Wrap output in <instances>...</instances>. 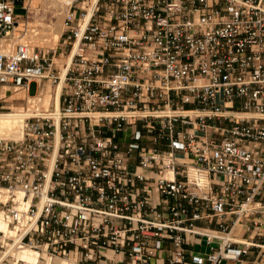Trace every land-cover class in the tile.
Segmentation results:
<instances>
[{"label": "built area", "instance_id": "built-area-1", "mask_svg": "<svg viewBox=\"0 0 264 264\" xmlns=\"http://www.w3.org/2000/svg\"><path fill=\"white\" fill-rule=\"evenodd\" d=\"M65 5L55 49L0 50V92L62 85L0 138V264H264V0Z\"/></svg>", "mask_w": 264, "mask_h": 264}, {"label": "bare ground", "instance_id": "bare-ground-1", "mask_svg": "<svg viewBox=\"0 0 264 264\" xmlns=\"http://www.w3.org/2000/svg\"><path fill=\"white\" fill-rule=\"evenodd\" d=\"M66 1L67 0H49L48 2L50 6L56 8V11L54 12L55 13L54 16L57 17L56 23L45 24L40 19L37 18L36 20L37 25L32 28L29 27L30 29L28 30L26 35L19 36V39L14 40L12 39V37L11 38L10 37L1 38L0 39V50H3V51L9 50L14 46V44L18 42L28 43L32 46L41 45L40 47H44L46 50H48L47 47L54 46L58 42V34H60V27H61V18L62 16L64 17L66 15V11H67V7L65 5ZM64 56H65V59L63 62L65 61L67 62L70 59V55H64ZM60 67L62 69V72H64L63 63L61 64ZM61 88H62L61 84L59 86H56L54 90L55 93H53V104L57 106L59 105V96H60ZM24 96H25V93H24ZM39 104H40V101H36L35 104L31 106L29 110H26V111L19 109V110H14L13 112L2 113L0 110V136L5 137V138L21 137L23 135L22 126H24L23 124L25 123L26 119L45 111V110H41V111L39 110V106H40ZM24 256L30 259H32L33 257L31 256L30 253H25Z\"/></svg>", "mask_w": 264, "mask_h": 264}, {"label": "rangeland", "instance_id": "rangeland-1", "mask_svg": "<svg viewBox=\"0 0 264 264\" xmlns=\"http://www.w3.org/2000/svg\"><path fill=\"white\" fill-rule=\"evenodd\" d=\"M34 1H32V0H26L25 7L23 9L21 8L20 3H18L17 6H16V13L27 12V13H30V15L32 16L30 19L25 20L24 22H23L24 17L23 18L21 17V19H20L21 20V24H20L19 28H22V31L21 32H17L18 34H24V33H26V31L28 30L29 27L32 28V27L36 26L37 25V22H36L37 18L40 19L45 24H54V23L57 22V17L54 16L55 15L54 12L56 11V8L50 6V4L48 3L49 0H47V1L46 0H43L44 2L42 0L41 1L34 0ZM31 13H33V14H31ZM64 18H65V16L64 17L62 16V18H61V27L62 28L60 27V34H62V32H63V30L65 28V26H64ZM60 34H58V41H59ZM57 45H58V42L54 46H51V47H53L55 49L57 47ZM35 46H39V45H35ZM64 59H65V56L64 55H60V57H59V65L60 66L63 63ZM39 87H40V84L38 82H33L31 84V86H30L29 93L31 95L37 94ZM51 87H52V91L51 92L54 93L55 92L54 91L55 88L52 85H51ZM6 89H9L11 93H16V92L17 93H21L23 91V90H21L19 88L7 87V86H4L3 89H2V91L6 90ZM47 92L48 91L46 90V93ZM22 95H23V93H22ZM1 97H3L2 93H0V98ZM33 103L35 104V102H33ZM11 104H16V105L22 104V105H26L27 104V100L25 98H23V99L9 100V97H6L5 98V101H2L1 102V105L4 106V108L1 109V112L2 113L10 112L11 111V108L9 106ZM29 105H31V102L30 101H29ZM40 107L41 108H43V107L44 108H47L43 104H40ZM22 136L19 137V138H22ZM0 138L4 139L5 137H1L0 136ZM19 138H5V139H19Z\"/></svg>", "mask_w": 264, "mask_h": 264}, {"label": "crops", "instance_id": "crops-1", "mask_svg": "<svg viewBox=\"0 0 264 264\" xmlns=\"http://www.w3.org/2000/svg\"><path fill=\"white\" fill-rule=\"evenodd\" d=\"M25 3H26V0H25ZM19 29V31L18 32H21L22 31V28H18ZM30 28H28V30H29ZM28 30L26 31V33L28 32ZM26 33H24V34H18V33H15L13 36H11L12 37V39H19V36H24V35H26ZM60 36H61V34H60ZM10 37V38H11ZM59 40H60V37H59ZM58 44H59V41H58ZM15 45V44H14ZM48 50H51V49H54L53 47H48L47 48ZM33 83V82H32ZM32 83H30V85H29V90H30V86H31V84ZM3 89V88H2ZM21 90H23V89H21ZM46 90L48 91L47 93H46ZM52 91V87H51V85L50 84H48V83H46L45 85H44V87L42 88V90H41V93L40 94H38V95H36V96H33V95H28L27 94V92H26V90H23L21 93H11L10 92V90L9 89H6V90H4V91H2L1 90V92L0 93H2V95H3V97H9V100H14V99H23V98H25L26 100H27V104L26 105H22V104H20V105H16V104H11L9 107L11 108V111L10 112H13L14 110H24V111H26V110H29L30 108H31V106H33L34 105V103L33 102H36V101H40V104H43V105H45V107H47V108H41L40 106H39V110L41 111V110H47L52 104H53V92H51ZM4 92V93H3ZM22 93H23V95H22ZM24 93H25V96H24ZM29 100H30V102H31V105H29ZM46 100V101H45ZM42 101V102H41ZM48 101V102H47ZM39 104V105H40ZM19 107V108H18ZM22 107V108H21ZM14 108V109H13ZM55 263H59V264H65L66 263V260H61V259H55V261H54Z\"/></svg>", "mask_w": 264, "mask_h": 264}]
</instances>
